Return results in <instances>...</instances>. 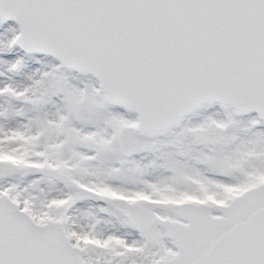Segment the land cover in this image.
Masks as SVG:
<instances>
[{
  "label": "snow or ice",
  "instance_id": "obj_1",
  "mask_svg": "<svg viewBox=\"0 0 264 264\" xmlns=\"http://www.w3.org/2000/svg\"><path fill=\"white\" fill-rule=\"evenodd\" d=\"M0 264H264V0H0Z\"/></svg>",
  "mask_w": 264,
  "mask_h": 264
}]
</instances>
